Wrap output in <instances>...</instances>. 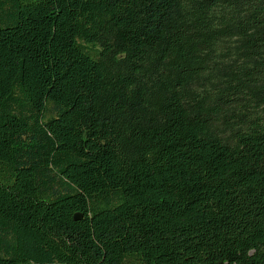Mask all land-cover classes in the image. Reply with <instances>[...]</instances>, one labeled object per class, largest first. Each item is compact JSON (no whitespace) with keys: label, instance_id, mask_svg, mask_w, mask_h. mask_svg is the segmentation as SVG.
I'll list each match as a JSON object with an SVG mask.
<instances>
[{"label":"trees","instance_id":"16d2710c","mask_svg":"<svg viewBox=\"0 0 264 264\" xmlns=\"http://www.w3.org/2000/svg\"><path fill=\"white\" fill-rule=\"evenodd\" d=\"M0 264H264V0H0Z\"/></svg>","mask_w":264,"mask_h":264},{"label":"water","instance_id":"95a60500","mask_svg":"<svg viewBox=\"0 0 264 264\" xmlns=\"http://www.w3.org/2000/svg\"><path fill=\"white\" fill-rule=\"evenodd\" d=\"M81 216L78 214V215H76V219H78V218H80Z\"/></svg>","mask_w":264,"mask_h":264}]
</instances>
